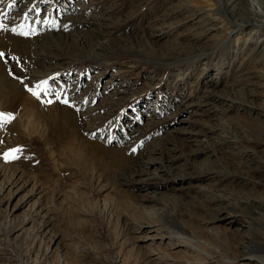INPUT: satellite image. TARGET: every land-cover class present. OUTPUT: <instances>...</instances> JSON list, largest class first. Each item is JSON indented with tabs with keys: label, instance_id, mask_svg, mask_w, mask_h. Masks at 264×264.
Instances as JSON below:
<instances>
[{
	"label": "rangeland",
	"instance_id": "374dc122",
	"mask_svg": "<svg viewBox=\"0 0 264 264\" xmlns=\"http://www.w3.org/2000/svg\"><path fill=\"white\" fill-rule=\"evenodd\" d=\"M247 13L264 22V0H0L20 41L0 52V114L28 102L39 124L26 139L0 118V264H189L179 237L217 242L222 264L249 223L264 233V28Z\"/></svg>",
	"mask_w": 264,
	"mask_h": 264
},
{
	"label": "bare ground",
	"instance_id": "6f19581e",
	"mask_svg": "<svg viewBox=\"0 0 264 264\" xmlns=\"http://www.w3.org/2000/svg\"><path fill=\"white\" fill-rule=\"evenodd\" d=\"M236 1H238L239 3L241 2V0H236ZM246 15H244V16L239 15V17L237 16L236 17L237 19H234L235 22L239 26H242V28L246 27V26H252V28H254L256 30H261V29L264 28V22L258 20V18H260L261 15H257V16H255V18L252 17L250 14H248V16H246ZM0 26H2V24H0ZM0 29H2V27H0ZM11 34L6 32V31H1L0 30V52H3V53L4 52H7V53H9V52H17V48H18V45H19L20 41H18L16 39L15 35L13 36ZM19 82H21V81H19ZM29 101H31V100H29ZM3 105L5 106L6 104H3ZM8 106H9V104H8ZM16 106H17V104L13 105L12 107L10 106V108H9L10 114L9 113L8 114H2V115L0 114V118L1 119L2 118H7L11 122V124H10L11 125V129L14 132H18L19 134H22V137L28 139L29 137H31L29 135H31V134L36 132L35 131L36 130V126L39 125L37 122L34 121L35 118H36L34 112H36V111L30 109L29 108V103L26 102L25 106H24L25 110L22 112V116H21L20 112H18L16 110ZM6 107H7V105H6ZM6 109H3V107L1 106L0 110L1 111H8ZM17 112H18V116L20 118L28 119V123L27 124H22L19 121L20 118H18V116L15 114ZM40 128H41V126L37 127V129H39V130H40ZM42 128H41V131H42ZM263 135H264L263 133H259L256 136H259V139L261 140ZM39 138H40V141H42L43 137L39 136ZM256 140H258V139H256ZM251 143L255 144V143H258V142L251 141ZM253 171L256 172V169H253ZM257 173H259V174L264 176V166L262 168H260L259 170H257ZM262 194H264V193L262 192ZM238 200H241V199H238ZM259 200H260V202H259L260 204L264 203V196L259 198ZM237 205H239V204L237 203ZM224 210H226V208ZM224 210H222V209L215 210V211L212 210L209 213H207L203 218L208 217V219H214V220H217V222H219V221L220 222H224L225 220L229 219L230 216H231L230 214L229 215H225ZM261 212H258V211L256 212V217H258L256 220H258L259 222L262 221V223H263L262 225L264 227V212H262V213ZM240 216H243L246 219L251 218L248 215V213L247 214L246 213H242V214H240ZM234 217H235V214H234ZM253 220L255 221V219H253ZM227 224L232 225L233 222H230V223H227ZM249 224L250 225H249L248 229L254 230V234L255 235L258 234L257 237H254L252 235L247 237L249 240L245 241V242L244 241L241 242L240 245H238L237 249L234 248V246H230V241H227L226 247H228V248H226L225 252H223L221 254V255H223V258H222V261H221L222 264H241V263L242 264H264V233L256 231L254 229L252 223H249ZM254 225H255V223H254ZM224 233L225 232H223V235H224ZM223 235H222V237H223ZM233 236L235 237L233 239L237 240L238 239V232L236 231L235 233H233ZM208 238H210V240H212V237H208ZM178 240L181 242L182 246L184 244H188V245H191V246H193L195 248H198L197 249V251H198L197 257L194 259V261L187 262L189 264H211V263H213L214 259L216 260V257H218V255H220L221 250H222L221 247L218 245V243L216 241H215L216 245H217L216 248H218V249L211 248L210 245H207L206 242H201V240L194 242L193 240L185 239L184 237H179ZM218 263H219V261H218Z\"/></svg>",
	"mask_w": 264,
	"mask_h": 264
}]
</instances>
